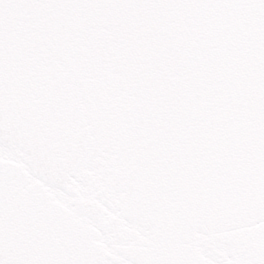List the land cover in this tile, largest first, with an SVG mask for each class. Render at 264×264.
Returning a JSON list of instances; mask_svg holds the SVG:
<instances>
[{
	"label": "snow or ice",
	"instance_id": "1",
	"mask_svg": "<svg viewBox=\"0 0 264 264\" xmlns=\"http://www.w3.org/2000/svg\"><path fill=\"white\" fill-rule=\"evenodd\" d=\"M0 264H264V0H0Z\"/></svg>",
	"mask_w": 264,
	"mask_h": 264
}]
</instances>
